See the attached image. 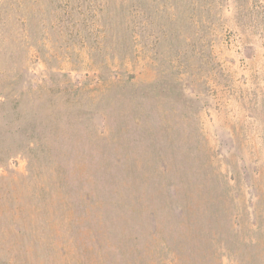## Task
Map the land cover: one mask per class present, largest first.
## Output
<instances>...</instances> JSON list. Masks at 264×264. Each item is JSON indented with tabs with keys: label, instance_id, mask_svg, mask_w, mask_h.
<instances>
[{
	"label": "rangeland",
	"instance_id": "rangeland-1",
	"mask_svg": "<svg viewBox=\"0 0 264 264\" xmlns=\"http://www.w3.org/2000/svg\"><path fill=\"white\" fill-rule=\"evenodd\" d=\"M19 1L0 264H264V0Z\"/></svg>",
	"mask_w": 264,
	"mask_h": 264
},
{
	"label": "trees",
	"instance_id": "trees-1",
	"mask_svg": "<svg viewBox=\"0 0 264 264\" xmlns=\"http://www.w3.org/2000/svg\"><path fill=\"white\" fill-rule=\"evenodd\" d=\"M11 1V2H10ZM18 2L19 5H21L22 3H20L19 0H0V35L4 32V31H8L9 29L7 28L11 21V11H13V18L15 16H18L17 15V7L15 6V9H11V6L9 5V3H12V2ZM12 6H13V3H12ZM9 22V23H8ZM22 20H18L17 23H19L20 25L22 24ZM7 23V25H5ZM16 24V22H15Z\"/></svg>",
	"mask_w": 264,
	"mask_h": 264
}]
</instances>
